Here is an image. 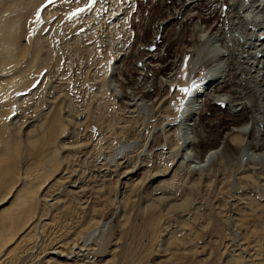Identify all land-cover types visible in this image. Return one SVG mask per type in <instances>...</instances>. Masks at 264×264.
I'll return each mask as SVG.
<instances>
[{"label": "rangeland", "instance_id": "1", "mask_svg": "<svg viewBox=\"0 0 264 264\" xmlns=\"http://www.w3.org/2000/svg\"><path fill=\"white\" fill-rule=\"evenodd\" d=\"M0 3V48L10 47L0 58V107L7 113L2 135L16 134L22 143L14 159L16 183L42 172L37 194L50 204L36 207L35 228L40 226L32 232L30 254L9 253L0 264H51L53 247L64 252L60 264H264V160L238 157L248 137L242 132L234 139L230 128L241 119L212 106L194 129L191 148L201 158L226 139V153L218 152L201 170L182 155L179 123L173 120L181 89L187 88L189 63L179 47L191 19L181 16L158 28L166 14L183 13L175 0H95L90 8V0ZM224 6L223 0H209L194 12L208 25L218 23ZM9 21L17 39L4 45ZM151 41L157 61L144 60L148 68L159 64L160 71L150 67L143 84L137 71ZM168 74L171 85L160 82ZM141 89L149 109L134 113L127 98L142 95ZM156 91L162 101L153 106L146 95ZM54 112L65 126L57 143L43 153L27 151V141L36 137L30 133H40L44 127L38 126H46ZM121 144L128 146L113 156ZM91 218L107 223L86 241L81 234Z\"/></svg>", "mask_w": 264, "mask_h": 264}, {"label": "bare ground", "instance_id": "2", "mask_svg": "<svg viewBox=\"0 0 264 264\" xmlns=\"http://www.w3.org/2000/svg\"><path fill=\"white\" fill-rule=\"evenodd\" d=\"M206 1L209 0H175V3L178 5V7H182L181 9H183V13L180 12V10L178 9V11L175 12V15L173 14L170 15V13H168L164 17H162L160 21H158V28H159L160 26L162 27L164 25L171 24V22H174L177 18L179 19L181 16L185 17V19H191L190 33L187 39L183 41L179 47L180 52L183 55L185 54L187 55V60L189 63V68L187 71L188 75L185 77L186 80H183L184 85L187 84L185 85L187 88L186 87L185 88L188 91L183 92L182 98L180 99V102L176 109L177 118L173 120V123L175 122L179 123L178 136L181 141V148L183 151L182 155L185 158V160H189L188 162L190 163L189 164L190 167L201 170L203 169L204 166L210 164V162L213 160V158L218 152L221 153V155L226 153L225 147L227 145L225 146L224 144V141L226 139L225 140L223 139L218 147H211V148L209 147L207 150H205L201 158L195 156L191 148L192 145L195 143V138H197L193 134L194 129L197 127L198 123L200 124L199 121L202 119L203 114L209 111L212 106L219 105L221 106V109L223 107V110L229 113L228 114L229 116L235 119H241V122L238 123L233 121L234 124L230 128V132L235 133V135L233 136L234 139L237 137L238 133L240 134L244 132L247 134L248 138H246L243 141L241 146L239 145L240 147L238 148L239 149L238 157L241 159L247 158L258 162L263 161L264 160V0H223L225 5L223 9L224 11L222 10L223 12L221 13V15L217 16L218 23L215 22L216 20L215 19L214 22L210 21L211 23L208 25H205L204 22H201L200 13L197 15L196 12H194L198 6H201ZM14 21H9V23H6L5 29L3 28L4 45H10L13 42V39H17L15 38L17 36L16 34L17 28L15 26ZM9 48L10 47L8 46H2V48H0V58L2 60H4V55L6 56V54L10 51ZM34 49H37V46H35ZM154 49H155L154 41H151L146 47H144L145 58L142 57L143 62L141 64V67L137 71V75H138L137 79L139 81H143L142 82L143 84H147V82H149V78H150L149 74L151 71L150 67L153 66L156 71L160 67L159 64H153L148 68L147 66L148 62L146 61L147 62L146 63L144 60V59H150V61H154V60L157 61L154 55ZM144 67L145 68L147 67V69H144ZM170 76L171 74H168L160 82L162 83V81H164L165 84L171 85L174 79H172ZM116 83H114L113 80L109 78V85H111L112 88L114 87V90L118 93L120 89L119 90L116 89L117 88ZM141 87L144 88V85ZM142 91L143 93L142 95L140 94V96L133 95V97L127 98L128 101L126 102V106L133 109V112H134V108H136L139 112L145 113L146 109L148 108L147 100L145 101L143 99L144 93L146 92L144 89ZM120 92L123 93V91ZM129 95L131 96V94ZM160 95L161 92L159 91H156L154 94L148 93L146 96L152 101V103H150L151 101L148 103L152 104L153 106L160 104L162 101ZM1 105L2 107L4 106V104H0V106ZM6 114L7 113L5 111V108L0 107V258L5 255L6 256L10 255L9 253L18 252L19 254L21 253V256H23L26 253L30 254L31 248L35 247L33 244V242L35 241V239L33 238L34 233L32 234V232L34 231V229L37 230L38 227L40 226L39 224V226L35 228L37 223L35 220L38 219L37 216H36L37 219L34 218V216L38 214V212H36V207L44 208L45 206H47L46 204L50 206L49 202H47V198H45L46 200H43L44 201L43 202L42 200H39V194H37L39 186L42 183L41 181L37 182L39 178L42 176V172H39L40 169L37 170L39 173H37L36 176L31 180L21 179L17 183L14 180L15 176H17V173L15 172L17 170V167H15L16 160L14 159H17V156L20 153V145L22 143L20 144L21 140L20 138H17L18 136L16 137V134L15 136L13 135L11 136L12 133L9 132L10 129L8 127L7 128L9 130L7 132H9L10 135H2L5 129V125L3 121L6 119ZM59 118L60 117H58V114H55L54 112L51 119L49 118L50 120L49 121L47 120L48 124H46V126H42V125L38 126L37 129H41L44 127V129H42L40 133L38 130H36L37 133L39 134L34 132L38 136L34 133L33 134L30 133V135H35L36 137L34 139L32 137L31 139L33 140L30 141L27 139L28 141L26 143L27 144L26 150L38 154V153H43L44 147L48 144L52 145L53 147V144L57 143L55 142L56 136H59L62 132H64L65 129L64 124L63 125L61 124L62 120H60ZM243 118L245 119V121H243ZM230 120L232 121V119ZM34 127L35 126H33V129H35ZM31 131L33 132L35 130H29L28 133ZM125 146H128V144L127 145L121 144L116 149V151L114 149L115 153L113 154V156L117 154V152L122 150V148H124ZM56 147L58 146L56 145ZM56 147L54 148L56 149ZM254 148H256V150H254ZM47 157H49V155ZM54 162H51V164L55 166L56 163ZM51 168L48 170V173L46 174L50 173L49 171L52 170ZM55 168L57 167L55 166ZM44 171L43 173L46 172ZM37 183L40 184L36 185ZM39 193L40 195H42L41 192ZM44 196L45 195H43L42 197ZM55 208H60V207H55ZM92 209L93 208H88V210H86L85 212H89V214H91ZM60 211L61 210H58V212ZM61 212L65 213V210ZM92 213L94 216L96 210L92 211ZM42 215H44L43 212ZM54 215L55 214H53V217ZM66 215H68V213ZM55 216H57V214ZM44 217L47 218L45 215ZM94 217L96 219L97 216ZM59 218L61 217H58V219ZM95 219L92 218L90 219L89 223L91 224L90 225L88 224L89 226L81 234L84 237V239L82 238L83 240L88 241L95 234L98 228H101L102 226L103 228L105 227L104 225L107 222L106 223L103 222L104 224L100 226L102 224V223L100 224L101 221L100 220L96 221ZM51 220L52 217L50 218V220H48V222ZM53 220L55 222L56 217ZM49 223H50L49 225L51 224L53 225V222L52 223L49 222ZM64 234L62 233V235ZM70 239L71 238H69V241ZM72 240L74 239L72 238ZM81 242L82 241H80V243ZM86 244H88V242ZM74 246L76 247V245ZM81 247L79 246V248ZM53 248L51 252L49 251L50 257L48 258L52 260L51 264H60L59 260L64 257L62 255V253L64 252L61 253V249L59 248L56 247ZM15 256L17 255L15 254ZM44 263L46 262L44 261ZM110 263H112V261Z\"/></svg>", "mask_w": 264, "mask_h": 264}, {"label": "snow or ice", "instance_id": "3", "mask_svg": "<svg viewBox=\"0 0 264 264\" xmlns=\"http://www.w3.org/2000/svg\"><path fill=\"white\" fill-rule=\"evenodd\" d=\"M53 2V0H49V3ZM92 3H95V0H90V3L88 5V7L90 8L91 7V4ZM81 11H84V9H77V13L81 12ZM76 13H74L75 15ZM39 17H40V13L39 11L37 12V20H39ZM181 91L183 92H187L188 90L187 89H181Z\"/></svg>", "mask_w": 264, "mask_h": 264}]
</instances>
